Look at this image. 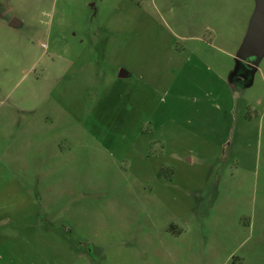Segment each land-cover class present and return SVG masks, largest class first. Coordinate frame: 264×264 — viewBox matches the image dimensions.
<instances>
[{"label": "rangeland", "instance_id": "rangeland-1", "mask_svg": "<svg viewBox=\"0 0 264 264\" xmlns=\"http://www.w3.org/2000/svg\"><path fill=\"white\" fill-rule=\"evenodd\" d=\"M251 1L0 0V191L23 189L16 211L0 206V264H264V53L242 57L238 126L216 164L194 144L192 165L170 156L172 132L200 116L210 128L211 108H166L187 55L240 44Z\"/></svg>", "mask_w": 264, "mask_h": 264}, {"label": "crops", "instance_id": "crops-1", "mask_svg": "<svg viewBox=\"0 0 264 264\" xmlns=\"http://www.w3.org/2000/svg\"><path fill=\"white\" fill-rule=\"evenodd\" d=\"M251 5L253 6H251L252 7L251 14L248 19L247 28H248L250 19L256 8L255 0L251 1ZM165 6L166 4L165 5L158 4L156 5L155 9H156V12L159 13L161 17L166 20V15L163 13L164 12L163 8ZM14 21H17V20L14 19ZM9 25L12 26L10 23ZM247 28H246V31H247ZM245 34L242 37L240 44L237 45L234 50L221 48L219 46H214L211 44L206 48V50L208 51L204 53L202 57H199V53L193 52V54L197 56L196 58L199 61L196 65L194 63H193L194 65L192 66L190 65L191 56L187 55V57L185 58V60L182 61L178 69L175 70L173 68L177 72L175 74L176 79L179 78L178 85L180 84L181 87L179 89V86H177V88H175V91L171 90V88L169 87L170 90L168 91L172 92V98L166 100V108H172L174 111L175 106L185 107V106H189L188 104L192 102L193 104L197 106L196 108H200V109L201 108H208V109L211 108L210 113L209 112L207 113L214 120V121L212 120L213 122H211L212 126H207L210 128H205L204 124H206L207 118L205 116L203 117L200 116V117H197V119L195 120V122L198 123V125L195 123V125L193 126H188L185 122H183L184 125L182 124L179 125L172 132L171 135L174 136V138H172L174 140V144H172V149L175 152H172L170 156L173 155L177 157V159H179V157H182L185 162L187 161L188 166L193 164L191 157L188 155L190 153H194L193 152L194 148H192L190 145L194 144L195 146H198L197 150L215 149L214 153L212 155L210 154L209 155L211 156L210 157L211 160H213L216 164V162L220 159V151L224 147L233 144V143L230 144L228 142L227 132H230V130L235 131L237 129V126H238V119L236 118V115L238 116V113L236 114V111H237L236 108H237V103H238L237 100L243 101V98L237 97L239 95H236L235 89L237 85L239 84L242 85L243 83V79L241 77V74L239 73H241V70H242L241 66L244 64L242 60V57L244 56L242 52V42L245 37ZM184 38L187 41H197L198 39H200L199 36H193V35H186L184 36ZM224 58H226V60L228 58H233V60L235 61V64L232 70L230 68L226 69V73L230 69L228 76H226V74L223 71L224 63L222 60ZM199 65H204L203 66L205 68L204 73L198 69L197 66ZM248 67L251 69V71L259 70L258 65H255L252 63H248ZM178 70L181 72H179ZM261 73L262 72H260V74ZM119 74L123 78L132 76V73L129 70H126L124 68L119 69ZM191 84L193 86L199 87V89L201 88L203 93L190 97L188 94H186L185 87ZM249 104L250 103H248L247 106ZM257 104H261L260 101H258ZM243 107L244 105L240 108L239 115L244 114L246 116L245 111H243ZM27 111L34 112L32 108L27 109ZM168 113H166L167 118H168ZM28 116L31 117V115H28ZM151 117L153 116L151 115ZM261 117H262V113L260 114L259 119ZM224 120H225V125L223 124ZM223 128H224V131L226 129L225 135H222ZM12 129L15 131L14 128ZM23 129H24V134L25 133L28 134V132H33L34 135H36L37 137V142L42 140V137L38 136V134L35 133V131H38L39 128L24 127V125H21L19 129L17 130L20 131ZM141 132L143 131H140V133ZM155 132L156 130L154 127L148 133L154 134ZM208 133H213V136L210 135L209 138H206L204 136L202 137L203 134H208ZM13 135L15 139V137L18 136V132L16 131L15 133H13L10 137L11 139H13ZM191 135H197L198 137H195V136L191 137ZM166 137H159L158 139L164 140L165 150H168L167 142L169 141V137L167 138ZM231 149H232V146H231ZM36 150L39 152L40 150L39 147H37ZM181 151H185V152H181ZM11 155L13 157H10ZM206 156L207 155L204 153L199 154L198 152H195V157L197 159V165H199L200 163L201 164L206 163V158H208V156L207 157ZM38 159L45 160L46 158H41V157L39 158V156H37V158L34 160L35 166H40L41 164L44 163V161L38 162ZM172 159L171 161L174 160ZM8 162H9V165L17 166L21 161H19L17 154L12 152L11 154H9ZM54 163L51 162L49 163V165L53 166L55 165ZM169 163L171 166H173L171 162ZM173 167H172L173 169L172 172H173V177H174L177 168L175 166ZM52 173L53 171H51L49 174H47V170L44 171L42 179H44V181L51 180L50 178H47L45 176H49ZM5 183H8V186L6 187V184H4L3 186V188H5V194H3L0 191V206L6 211H8L9 213L10 212L13 213L14 211L17 210L19 204L21 203L17 201L21 197V195L18 194L17 192L21 193L23 189L21 188L19 189L17 186L14 185L13 178H9V180L6 181ZM34 205H35L34 200L30 202V199H28L26 203L22 205V207H24L23 211L31 212Z\"/></svg>", "mask_w": 264, "mask_h": 264}, {"label": "water", "instance_id": "water-1", "mask_svg": "<svg viewBox=\"0 0 264 264\" xmlns=\"http://www.w3.org/2000/svg\"><path fill=\"white\" fill-rule=\"evenodd\" d=\"M10 24L14 25V19ZM242 52L245 57L264 53V0H256L255 11L242 42Z\"/></svg>", "mask_w": 264, "mask_h": 264}, {"label": "trees", "instance_id": "trees-1", "mask_svg": "<svg viewBox=\"0 0 264 264\" xmlns=\"http://www.w3.org/2000/svg\"><path fill=\"white\" fill-rule=\"evenodd\" d=\"M169 177V176H168Z\"/></svg>", "mask_w": 264, "mask_h": 264}]
</instances>
